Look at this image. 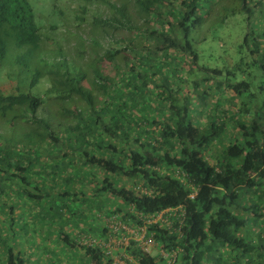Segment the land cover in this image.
Wrapping results in <instances>:
<instances>
[{
  "label": "trees",
  "instance_id": "1",
  "mask_svg": "<svg viewBox=\"0 0 264 264\" xmlns=\"http://www.w3.org/2000/svg\"><path fill=\"white\" fill-rule=\"evenodd\" d=\"M57 2L42 14L30 0H0V65L23 75L17 87H0V219L23 222L16 203L51 197L50 187L93 171L103 175L92 179L93 198L110 202L91 206L98 214L87 227L59 235L82 251V264H113L79 244L80 235L109 237V217L138 227L178 207L176 230L147 225L151 253L135 241L127 253L140 264H264V0ZM234 17L237 63L201 60L200 44L226 46L216 34ZM72 28L69 56L50 34ZM1 226L0 236L16 235ZM5 258L29 264L12 246Z\"/></svg>",
  "mask_w": 264,
  "mask_h": 264
},
{
  "label": "rangeland",
  "instance_id": "2",
  "mask_svg": "<svg viewBox=\"0 0 264 264\" xmlns=\"http://www.w3.org/2000/svg\"><path fill=\"white\" fill-rule=\"evenodd\" d=\"M30 1L35 11L39 10L42 14L46 13V8L51 10V7L57 2V0ZM66 1H58L57 6H64ZM95 8L97 9V7ZM42 9L45 11H42ZM38 22L40 26H42L41 23H43V25L46 24V21L39 20ZM239 30L240 25L238 24L237 19H235V17L231 18L227 24V28H220L216 34L218 38L222 37L217 39L216 43L223 42L222 44L226 46L214 45L215 48L212 49L210 48V45H207L206 43L200 44L199 48L203 52V58L201 60L208 62V64L212 66L217 65V67L220 68L235 65L239 60ZM63 31H65V29ZM77 33H79L78 29L72 28L71 35L66 32L60 34L58 30L55 34H50V36L53 40L61 44L67 55L74 56L73 45L76 41V37L74 36ZM47 44H49L48 41ZM50 49L54 50L53 48ZM115 74V72H111L112 76ZM4 75L8 77L7 80H5L6 77ZM22 77L23 75L19 73L15 67L12 68L6 65H0L1 88L11 89L12 87H17ZM45 89L46 86L43 85L41 91H44ZM214 100L215 98L211 97L208 99V103H211ZM198 104H201V107H203L202 110L205 111V113L207 111H213L211 104L210 106H206L205 104H202L200 100H198ZM230 104L232 105L231 108L234 109L232 102ZM235 131L237 130L234 129L233 132ZM236 136V133H234V135L228 136L227 139L231 138L233 140ZM218 149L220 148H212L210 150V155L216 158ZM53 159L58 160L59 156L55 155L53 156ZM73 168L77 169L76 167ZM73 176L74 178L72 179V182L66 186H60V188L56 189L50 187L48 192L52 194L51 197L44 196L41 200L27 198L26 202L21 203L20 205L16 203L18 206L14 217L19 218L22 216L23 222L17 220L13 223L12 217L7 214H4L1 217V228H3V225L7 231L9 229L12 230L13 228L16 235H9L8 232L5 233V230L2 232L0 239L4 246L2 245L3 247H0V264H6L5 254L7 256V246H12L16 253H22V255L29 260V264H82V261H80L83 257L82 251H70L68 246L60 240V232L73 235V233L77 231V228L87 227L88 224L93 222L94 215L96 216L98 214V212L93 209L94 207L91 206H96L97 204L106 206L110 201L105 199L106 203H104L101 200L106 197L101 199L93 198L94 182L92 179L97 177L98 179H101L103 175L95 174V172L91 171L89 177H86L83 173H75ZM110 178L113 182H117L118 180L115 176H110ZM41 192L46 194L43 191ZM64 193H68L69 195L65 196ZM77 193L79 195L78 197L75 195ZM83 193L86 196H83ZM52 200L54 201V205L50 211L51 207L47 210L46 206H48ZM63 211H65V216L61 220H58V215H62ZM25 213L27 216L30 214L27 219L24 218Z\"/></svg>",
  "mask_w": 264,
  "mask_h": 264
},
{
  "label": "built area",
  "instance_id": "3",
  "mask_svg": "<svg viewBox=\"0 0 264 264\" xmlns=\"http://www.w3.org/2000/svg\"><path fill=\"white\" fill-rule=\"evenodd\" d=\"M137 191L145 192L142 186H138ZM196 192L191 194V198H195ZM184 210L182 207L168 208L153 216L145 217L143 226H131L126 224L119 215L111 216L107 219V227L109 237L105 239L92 238L87 235H80L79 244L92 248L103 249L106 255L113 258V264H140L139 260L127 253L131 242L135 241L138 246L147 253H151L156 246L155 239L148 234L147 225H159L160 227L176 230L173 227L175 219H178L180 224L183 223ZM180 231V228L177 229ZM160 254L168 261L174 262L175 256L169 255L161 250Z\"/></svg>",
  "mask_w": 264,
  "mask_h": 264
},
{
  "label": "crops",
  "instance_id": "4",
  "mask_svg": "<svg viewBox=\"0 0 264 264\" xmlns=\"http://www.w3.org/2000/svg\"><path fill=\"white\" fill-rule=\"evenodd\" d=\"M75 252V251H74Z\"/></svg>",
  "mask_w": 264,
  "mask_h": 264
}]
</instances>
